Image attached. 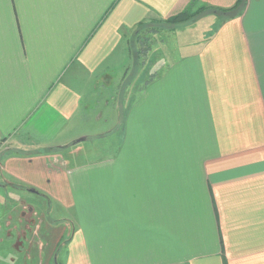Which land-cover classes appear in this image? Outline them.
<instances>
[{"label": "crops", "instance_id": "obj_1", "mask_svg": "<svg viewBox=\"0 0 264 264\" xmlns=\"http://www.w3.org/2000/svg\"><path fill=\"white\" fill-rule=\"evenodd\" d=\"M236 1L0 0L8 264L55 262L52 201L76 210L64 264H264V0L231 18L205 11L151 44L144 91L129 105L114 98L113 130L96 133L114 134L112 166L72 162L95 91L122 69L120 85L126 60L139 71L128 43L140 24Z\"/></svg>", "mask_w": 264, "mask_h": 264}, {"label": "rangeland", "instance_id": "obj_2", "mask_svg": "<svg viewBox=\"0 0 264 264\" xmlns=\"http://www.w3.org/2000/svg\"><path fill=\"white\" fill-rule=\"evenodd\" d=\"M199 10H200V7H198V5L192 6V8L189 9L190 18L181 23L179 22L173 25H167V24L164 25V23H157V24H154L152 27H149L150 25L149 26L145 25L144 27L146 28H141V29L138 27V29L136 30V33L130 39L132 40V42L128 43V47H129L128 50L131 51L132 54L130 56H132L134 54V51L136 52L137 49L139 48L138 51L135 53V57L138 56V59H136V64L137 63L138 64L137 66L134 67V69L139 67V71L133 72V74H130L132 70L131 69L132 66L129 60H126L125 65H128L129 70H130L129 73H127L125 77L126 79L122 81L119 85V77L122 72V69L117 70L114 73L115 79H114L113 84L110 86V88H107L105 90L104 95L102 94L103 93L102 89H98L97 91H95V94L92 97L90 106L88 108L89 115L86 111L83 114V124H84L83 134L75 138L76 140H78L87 135L86 141L78 143L83 147L82 149L84 150L83 152H80L78 155H76L74 159H72L74 166L75 165L81 166V167L83 166L84 168H99L100 165H103L102 168L112 166L110 163L111 162L113 163V161L109 159L112 158L115 153L114 152L115 150L114 149L115 148L114 134H110L106 137L105 140H102L97 137L96 133H99L105 130H108V131L113 130L114 121H116L118 117L117 116L118 114L114 113V104L117 98L121 97L123 103H125V105H129L131 100L133 101L135 98H138L141 95V93L144 91L142 87H144L143 85L145 81L147 80V78H149V76L147 75L149 70L146 69L147 65L145 64V61H146L145 57L148 51L151 50V44L156 45V47H159L162 43L161 41H163L169 36L170 30H174V28H177L180 25H190V24L195 23L198 19L202 17V14H204V12L207 11V10L205 11L203 10L199 11ZM150 32H152L153 35L150 36L149 35ZM147 37L149 40L148 42L149 48L146 50L145 49L147 48L146 45L140 44L139 41ZM136 38H138L139 40ZM161 53H162L161 49H156L154 53V57L155 58L159 57ZM127 59H130V58L127 56ZM119 88H121L120 89L121 91L119 90ZM105 103H107L108 105H105ZM124 115L125 113H122V116H123L121 117L122 119H124ZM114 116H117L115 120H114ZM105 118L107 119L110 118L113 121H106L108 122V124H106L104 123ZM71 150H72V147H70V151ZM61 154H63L65 158L69 156L68 150L62 151ZM23 192L25 193V191ZM25 194L29 198H32L34 201L35 200L38 202L42 201L36 195H32L29 193H25ZM18 196L22 197L19 194ZM0 197L2 198L8 197V200H9L11 198V194H8V193L4 194L0 192ZM23 199L27 200L25 198ZM52 205L55 208L54 216L56 217V219H58L57 222H52L50 221V219L46 217V210H40V218L44 222L50 221L51 223H55L57 234L60 236V237L58 236V238H61V239L59 240L60 244L57 247V251H55L57 253V258L55 262H54L53 256H49V257L44 256L43 264H46V263L47 264H64L66 260V255H67L66 243H67V240L69 239V235L71 231L70 225L67 224V221L65 220V218L67 217L70 219L71 216L75 218L76 215H74V213H76V210L74 208H70L68 210L63 209L61 205L55 203L54 201H52ZM11 207L12 205H9L8 212H10ZM43 208L45 207H42L41 209ZM1 215L2 214H0V217ZM0 223H1V230H0V237H1V235L5 234L6 228H5V225L2 219L0 220ZM8 246L9 245L4 242H2L0 246V258H2L3 260V262H0V264H8V260L6 258V253H8L9 251ZM16 259H19V258H16Z\"/></svg>", "mask_w": 264, "mask_h": 264}, {"label": "trees", "instance_id": "obj_3", "mask_svg": "<svg viewBox=\"0 0 264 264\" xmlns=\"http://www.w3.org/2000/svg\"><path fill=\"white\" fill-rule=\"evenodd\" d=\"M244 4H245V0H237L236 3L229 7V8H226V9H222V8H207V7H202L200 8L199 11H212L214 13H217L221 16H224L225 18H231L235 15H237L240 10L244 7ZM189 9H186L184 10L183 12L175 15V16H172L166 20L163 21L164 24H167V25H173V24H176V23H181V22H184L186 20H188L190 18V14H189ZM145 24H140L138 27L141 29V28H146L144 27ZM138 39V38H136ZM139 40V39H138ZM140 44H145L147 48H145L146 50L149 48V40H148V37L145 38V39H142L141 41H139Z\"/></svg>", "mask_w": 264, "mask_h": 264}, {"label": "water", "instance_id": "obj_4", "mask_svg": "<svg viewBox=\"0 0 264 264\" xmlns=\"http://www.w3.org/2000/svg\"><path fill=\"white\" fill-rule=\"evenodd\" d=\"M80 140H84V138H81ZM80 140H79V141H80ZM30 192H33V193H34L35 191H34V190H30Z\"/></svg>", "mask_w": 264, "mask_h": 264}]
</instances>
